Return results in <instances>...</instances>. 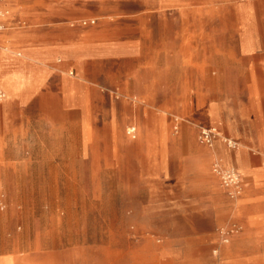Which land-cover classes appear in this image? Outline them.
I'll use <instances>...</instances> for the list:
<instances>
[{"label":"rangeland","instance_id":"obj_1","mask_svg":"<svg viewBox=\"0 0 264 264\" xmlns=\"http://www.w3.org/2000/svg\"><path fill=\"white\" fill-rule=\"evenodd\" d=\"M156 5L121 0L116 8L138 14ZM164 5L157 59L121 54L87 67L89 78L129 81L132 90L157 79L153 97L84 86L67 106L52 97L55 67L25 108V126H11L12 107L4 108L0 264H237L246 254L232 243L223 260L216 254L225 232L264 252L261 217L244 226L233 211L249 188L244 210L264 215V0ZM183 12L189 22L176 19ZM110 33L132 35L121 26ZM212 126L219 135L202 143L200 129ZM215 161L239 167V194L222 187Z\"/></svg>","mask_w":264,"mask_h":264},{"label":"crops","instance_id":"obj_2","mask_svg":"<svg viewBox=\"0 0 264 264\" xmlns=\"http://www.w3.org/2000/svg\"><path fill=\"white\" fill-rule=\"evenodd\" d=\"M118 1L121 0H4L3 5L9 13L4 18L6 27L0 32V48L5 46L20 52L16 54L18 58L0 54V85L4 83L8 93L3 103L0 102L2 123L4 108L11 106L15 116L11 126H25L24 116L28 112L24 113V110L35 95L36 88L48 74L58 69L57 90L52 92V97L67 106L75 105L73 100L81 98L84 86L97 91L115 89L124 93L125 97L134 95L142 99L151 98L152 92L160 90L162 83L157 79L142 80L132 90L129 81L113 79L107 85L87 75V67L100 57L131 54L147 62L148 58L157 59L160 56L162 40L159 38L157 15L165 7V0H156L158 5L146 6L138 14L118 10ZM185 15L186 12L178 13L176 19H188L189 22L191 16ZM116 26L125 27L132 33L131 37L117 39L112 36L110 31ZM184 62H191L189 53L185 55ZM74 71L76 77L73 78ZM227 164L240 171L235 163ZM247 169L253 168L247 163ZM248 189L237 199L233 209L244 226L259 223L260 217L264 222V215L244 210L250 199ZM231 243L235 251L246 254L243 258H264L260 249L244 248L238 240H233L221 248V260Z\"/></svg>","mask_w":264,"mask_h":264},{"label":"built area","instance_id":"obj_3","mask_svg":"<svg viewBox=\"0 0 264 264\" xmlns=\"http://www.w3.org/2000/svg\"><path fill=\"white\" fill-rule=\"evenodd\" d=\"M4 0H0V32L5 29L4 18L8 15L9 9L3 5ZM72 74V72H70ZM5 97V92L0 87V99ZM135 128L130 129V133H134ZM219 135L216 127H202L199 132L200 140L204 144L211 145L213 141ZM228 147H235V142L231 139H225ZM212 172L218 177L222 187L228 192L231 197L239 194L241 189V175L239 171L233 166H225L220 164L218 161H215L212 164ZM228 241V233H224L222 242ZM213 264H220L219 262H214Z\"/></svg>","mask_w":264,"mask_h":264},{"label":"bare ground","instance_id":"obj_4","mask_svg":"<svg viewBox=\"0 0 264 264\" xmlns=\"http://www.w3.org/2000/svg\"><path fill=\"white\" fill-rule=\"evenodd\" d=\"M1 53H5V54H10L11 53V48H8V47H2V52ZM174 119H178V118H174ZM216 140V139H215ZM227 166H233V165H229V164H226ZM233 167H235V166H233ZM236 168V167H235ZM237 169V168H236ZM238 170V169H237ZM239 171V170H238ZM240 172V171H239ZM230 243V241H226V242H222L221 244H219L218 245V247H217V253L216 254H218L219 256H220V258H221V248L224 246V245H227V244H229Z\"/></svg>","mask_w":264,"mask_h":264}]
</instances>
